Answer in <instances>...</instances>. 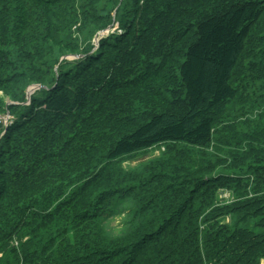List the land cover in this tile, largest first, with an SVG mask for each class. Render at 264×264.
Listing matches in <instances>:
<instances>
[{
  "label": "trees",
  "instance_id": "obj_1",
  "mask_svg": "<svg viewBox=\"0 0 264 264\" xmlns=\"http://www.w3.org/2000/svg\"><path fill=\"white\" fill-rule=\"evenodd\" d=\"M100 1L0 0V92L20 80L46 88L0 140V264H259L264 117H250L236 77L264 50V0L205 12L190 0H104L108 13ZM115 21L122 33L92 53L87 43L55 81L50 49L76 50ZM214 136L235 148L224 168L114 165L157 145L209 156ZM219 188L237 200L206 213Z\"/></svg>",
  "mask_w": 264,
  "mask_h": 264
},
{
  "label": "rangeland",
  "instance_id": "obj_2",
  "mask_svg": "<svg viewBox=\"0 0 264 264\" xmlns=\"http://www.w3.org/2000/svg\"><path fill=\"white\" fill-rule=\"evenodd\" d=\"M121 6L125 7V0H120ZM226 0H190V4L195 8L198 9V12H205L207 11V5L206 2H209L212 5V2L217 6H224ZM183 2V0H181ZM118 3V2H117ZM117 3L114 5V1L112 4L117 6ZM124 3V4H123ZM104 0H101L97 4V9L100 13V11L103 8ZM110 10V5L105 8V10L101 11L103 13H108ZM111 16H116V14L112 10L110 11ZM120 14V13H119ZM146 17V16H144ZM121 19V16H120ZM120 24L119 22L115 21L113 25L108 26L106 29L97 31L93 35L89 36L88 33L86 35V38L84 36H80L78 38V43L74 49H66L64 47L55 46L52 47L51 50V56L53 64L50 68V70L54 72V78L55 81L59 80V68L66 63H72L73 60H76L75 54L79 51H83L86 48L87 43H91L93 48L91 49V53L95 50H98V46L100 42L104 39H107L108 37L112 36L113 34H121L122 31L119 29ZM89 32V31H87ZM259 32L258 36H262L261 32H264V19L260 26L256 29V33ZM75 38L77 36L75 35ZM61 46H65L61 45ZM73 46V45H72ZM74 50V51H73ZM249 52H252L251 49H249ZM254 59L251 61L250 59H247L244 62L245 69L242 74L238 75L236 77V83H239L240 86H243L246 90L247 96L245 98L249 102L253 103L254 106H256L253 110H251L250 117L257 119L258 116L264 117V50L258 52L254 49L253 51ZM50 75V74H49ZM47 75V76H49ZM126 81V77L121 81V84H123ZM38 84L35 82H31L29 80H20L19 82H13L11 86L9 85L6 92L1 91L0 92V140H2L6 135V129L13 123L14 116L18 112H20L21 109H19V106L21 105V108L25 106H30L32 104L33 98L37 97V95L42 94L41 89L37 87ZM55 85V84H54ZM46 89V88H43ZM18 97V98H17ZM20 97L22 99L20 100ZM17 98V99H16ZM246 104V103H244ZM15 109V111H14ZM236 118L232 117L231 119ZM242 119H236V122L238 121L239 124ZM231 123H235V121L231 120ZM233 126V125H231ZM231 130L227 131L228 134H232V132H238L239 128L237 126H234V128H230ZM262 144H264V139H261L260 141ZM1 143V141H0ZM5 144V143H4ZM245 145L247 143H244ZM263 147V146H261ZM234 150L235 148L233 146H230L226 143H218V140L214 136V141L211 144V146L206 150L205 153H209V156H204L202 154L203 151H193L186 153L188 157L181 158L182 155H176L175 153H172L169 148H167L165 145H157L149 150H143L139 151L133 155H127L119 158L115 162V166L119 167L123 171H133L136 169H140L145 165H148L150 163L158 162V161H168L174 164H179L182 162L190 163L193 166L198 165L199 163H205L210 162L211 164H214L215 162H220L221 167H226L227 164L224 163V160H228V152L231 150ZM183 154V156H185ZM203 155L201 159H199V156ZM222 160V161H221ZM229 162V161H228ZM114 165L112 167H114ZM250 191V187L247 189ZM237 194L227 190L225 188H219L215 194V198L213 201V204L211 207H208L206 210V213L213 210V208L218 206H224L227 205L236 199ZM205 200V199H204ZM129 204L124 203L123 207L129 209ZM124 217H115L109 222V230L113 232V234H124V231L126 229V226L123 225ZM232 217L231 216H224L221 220V224H229L232 223ZM264 259H261L259 264H263Z\"/></svg>",
  "mask_w": 264,
  "mask_h": 264
},
{
  "label": "water",
  "instance_id": "obj_3",
  "mask_svg": "<svg viewBox=\"0 0 264 264\" xmlns=\"http://www.w3.org/2000/svg\"><path fill=\"white\" fill-rule=\"evenodd\" d=\"M81 57H82V55H75V58H81ZM37 87H39V88H45V87H43L41 85H37Z\"/></svg>",
  "mask_w": 264,
  "mask_h": 264
},
{
  "label": "bare ground",
  "instance_id": "obj_4",
  "mask_svg": "<svg viewBox=\"0 0 264 264\" xmlns=\"http://www.w3.org/2000/svg\"><path fill=\"white\" fill-rule=\"evenodd\" d=\"M264 264V263H263Z\"/></svg>",
  "mask_w": 264,
  "mask_h": 264
}]
</instances>
